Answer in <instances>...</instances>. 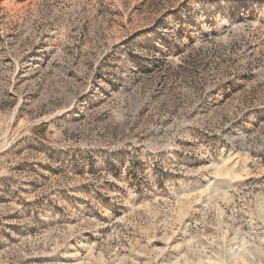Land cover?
Masks as SVG:
<instances>
[{"label": "rangeland", "instance_id": "rangeland-1", "mask_svg": "<svg viewBox=\"0 0 264 264\" xmlns=\"http://www.w3.org/2000/svg\"><path fill=\"white\" fill-rule=\"evenodd\" d=\"M0 264H264V0H0Z\"/></svg>", "mask_w": 264, "mask_h": 264}, {"label": "trees", "instance_id": "trees-1", "mask_svg": "<svg viewBox=\"0 0 264 264\" xmlns=\"http://www.w3.org/2000/svg\"><path fill=\"white\" fill-rule=\"evenodd\" d=\"M43 128H44V126H43Z\"/></svg>", "mask_w": 264, "mask_h": 264}]
</instances>
